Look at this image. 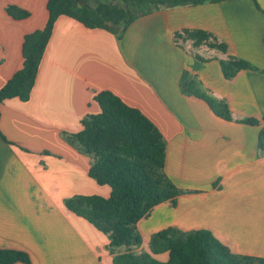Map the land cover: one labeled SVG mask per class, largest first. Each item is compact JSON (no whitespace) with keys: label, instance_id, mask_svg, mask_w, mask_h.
<instances>
[{"label":"crops","instance_id":"1","mask_svg":"<svg viewBox=\"0 0 264 264\" xmlns=\"http://www.w3.org/2000/svg\"><path fill=\"white\" fill-rule=\"evenodd\" d=\"M48 1L0 0V89L23 68L25 36L46 26ZM10 5L30 16L15 20L6 11ZM183 30L207 31L228 52L177 42L175 33ZM230 57L255 69L225 79L220 60ZM184 72L227 103L233 119L183 94ZM103 91L139 109L160 130L166 174L183 191L175 203H162L140 220L138 251L150 250L155 233L176 228L209 230L232 253L264 258V154L258 146L264 0L162 8L138 18L121 39L58 18L30 100L12 98L0 106V249L28 254L29 264H114L107 237L65 206L78 195L110 192L89 178L90 158L65 137L80 132L87 115L100 113L94 97ZM249 118L260 125L238 122ZM154 257L168 261L167 253Z\"/></svg>","mask_w":264,"mask_h":264},{"label":"trees","instance_id":"2","mask_svg":"<svg viewBox=\"0 0 264 264\" xmlns=\"http://www.w3.org/2000/svg\"><path fill=\"white\" fill-rule=\"evenodd\" d=\"M222 1L225 0H49L48 22L43 29L25 36L23 68L0 89V106L12 98L30 100L54 26L61 16L72 18L89 29L110 31L121 39L138 18L162 8ZM6 11L15 20L30 16L28 11L14 5L8 6ZM175 39L177 42L191 40L197 48L207 44L222 53L228 52V45L218 43L213 34L203 30H183L175 33ZM181 47L185 49L184 45ZM220 62L223 76L228 80L240 71L255 69L236 57ZM180 87L183 94L206 101L218 117L233 119L227 103L201 91L199 81L188 72H184ZM94 101L100 113L87 115L81 122V131L66 133L65 137L90 158L89 178L100 187H108L110 192L108 196L78 195L67 199L65 206L107 237V249L113 255L114 264H264V258L232 253L209 230L184 232L168 228L151 237V253L138 251L142 246L140 220L162 203H175L183 191L166 174L167 142L156 125L110 91L98 93ZM238 122L260 125V121L252 118ZM258 146L264 154V128ZM166 253V262L154 257ZM30 261L29 255L22 251L0 249V264H29Z\"/></svg>","mask_w":264,"mask_h":264},{"label":"rangeland","instance_id":"3","mask_svg":"<svg viewBox=\"0 0 264 264\" xmlns=\"http://www.w3.org/2000/svg\"><path fill=\"white\" fill-rule=\"evenodd\" d=\"M117 3H120V2H117ZM199 54H201V56H203L204 58H207V57H209L210 55H208V54H206L205 52H203V51H199ZM251 64V63H250ZM252 65V64H251ZM253 66V65H252ZM254 67V66H253ZM200 90L201 91H204L205 92V90L201 87V85H200ZM75 148V147H74ZM101 189V188H100ZM95 194H102V191L100 190V191H97ZM147 249H150V247L149 246H147ZM145 252H147V251H145ZM148 253H151V251L150 250H148Z\"/></svg>","mask_w":264,"mask_h":264}]
</instances>
